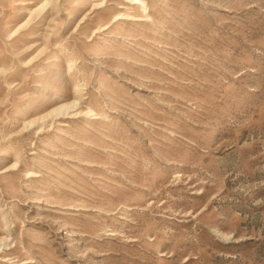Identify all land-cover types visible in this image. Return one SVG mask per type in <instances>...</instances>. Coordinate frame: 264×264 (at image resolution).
<instances>
[{"label": "rangeland", "instance_id": "rangeland-1", "mask_svg": "<svg viewBox=\"0 0 264 264\" xmlns=\"http://www.w3.org/2000/svg\"><path fill=\"white\" fill-rule=\"evenodd\" d=\"M0 264H264V0H0Z\"/></svg>", "mask_w": 264, "mask_h": 264}]
</instances>
